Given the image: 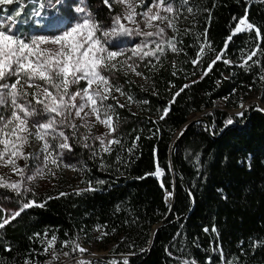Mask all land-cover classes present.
I'll return each instance as SVG.
<instances>
[{"label":"trees","instance_id":"1","mask_svg":"<svg viewBox=\"0 0 264 264\" xmlns=\"http://www.w3.org/2000/svg\"><path fill=\"white\" fill-rule=\"evenodd\" d=\"M22 2L24 8L15 19L22 21L17 28L24 35L36 29L33 11L46 0ZM88 2L97 16L109 12L102 6L104 0ZM173 3L182 18L184 13L192 14V24H181L177 31L175 43L180 51L144 64L146 83H127L138 111L130 114L116 106V118L125 122L116 138L121 143L101 160L88 161L87 187L30 198L8 192L21 205L30 200L46 203L25 209L0 229V264H44L52 249L61 264H77L74 259L80 252L73 251L75 245L90 246L95 241L107 250L112 248L113 256H130L129 264H207L209 258L211 264H264V116L255 112V105L245 108L242 118L229 112L241 108L253 93L264 95V56L253 57L261 65L248 61L240 67L257 42L255 32L233 35L246 16L260 29L264 49V0ZM4 7L14 15L17 5ZM42 11L49 19L46 29H54L52 16L57 9ZM1 16L6 13L0 12ZM222 50L233 63L217 62L205 76ZM198 55L201 61L194 64ZM177 92L180 95L172 103ZM165 108L168 114L161 119ZM200 116L210 131L201 122L181 135ZM230 118L234 126L227 129ZM176 142L178 172L171 166ZM157 168L163 173L161 179L154 175ZM182 178L194 199L188 218L191 204ZM89 181L95 190L83 191ZM6 218L0 211V223ZM161 223L163 227L152 238L153 228ZM53 236L54 247L45 253ZM84 261L90 264L91 259Z\"/></svg>","mask_w":264,"mask_h":264},{"label":"snow or ice","instance_id":"2","mask_svg":"<svg viewBox=\"0 0 264 264\" xmlns=\"http://www.w3.org/2000/svg\"><path fill=\"white\" fill-rule=\"evenodd\" d=\"M112 2L120 5L121 11L113 13L110 27L105 28L94 18L86 0H78L73 6L76 16L56 34H34L23 37L18 34L16 27L22 21L15 19L21 15L24 8L22 0H0V12L6 13V16L0 19V109H3L0 111V167H10L21 177L19 181L7 182L3 176H0V187L14 190L18 197H23L25 193L31 191V188L25 186V181L32 182L42 176L49 163L59 166L58 160L64 155V150H72L69 139L77 136L81 127L88 130V134L83 135L85 148L91 147L86 141L96 123L104 125L109 130L107 133L93 137L94 140L99 141L101 151L110 154L112 151L110 145L121 143L118 139H108L116 131V126L113 105L104 103L110 97L115 99L112 96L113 91L125 95L111 75L114 71H119L117 63H122L127 70L140 76L142 73L137 71L139 65L135 61L133 63L128 61L133 58L143 61L146 57H156L158 60L165 52L162 45H167L172 52L180 51L173 42L174 38L165 39L166 29L178 31L175 24L177 9L174 8L171 0H112ZM183 2L187 3V0ZM13 3L17 5L13 10L14 15L8 13V9L4 7ZM57 3H60V0H57ZM104 3L108 4V0H104ZM108 6L111 9L112 6ZM138 8L142 10L137 11ZM188 11L191 12L192 9L188 8ZM32 15L40 17L35 23H44L45 17L41 15L40 10H34ZM145 29L151 30L145 31ZM245 31H254V39L257 42L240 67L248 65V61L261 65V60H253V57L264 56V49L260 45L262 34L258 27L247 21L246 16L239 20L233 35ZM132 36H143L146 39L132 48L130 55L120 50L118 43H112L117 37ZM152 37L158 39H147ZM228 39L231 40V36ZM49 45L54 47H48ZM208 48L209 51H213L210 45ZM200 51L203 53V46ZM120 56H125V60L118 61L117 58ZM200 61L201 56L198 55L193 63ZM217 62L229 65L233 63L226 58L225 50H222L208 65V70L204 72L205 76ZM81 81L84 82L83 87L80 86ZM187 87L189 85L184 86ZM184 88H181L180 92H183ZM180 92L175 93L172 103ZM128 99L131 100V96ZM168 111L169 108L163 109L160 118L164 119ZM237 115L242 116L243 113ZM77 119L82 123L77 124L75 122ZM232 123L230 118L226 126ZM66 129H71V133L66 134ZM26 147L31 150L26 152ZM58 149L60 151H57ZM92 154L99 155L95 150ZM29 159H39L43 166L37 167L32 174H28ZM19 160L26 162L23 167L17 163ZM154 175H162L159 168ZM98 183L104 182L98 181ZM94 190L89 181V187L83 191ZM76 194L79 195L80 192ZM60 195L63 196L65 193ZM168 195L170 196L171 193ZM45 203L36 204L34 200L24 203L18 211L13 212L9 218L0 223V229L25 209L33 206L44 207ZM0 211H4L2 206ZM55 240L56 237L53 236L48 241V246L44 249L45 253L49 248L54 247ZM67 243L65 242V246ZM77 250L87 251L79 244L73 249V251ZM64 255L68 256L69 253ZM221 256H223L222 250ZM56 259L58 256L54 252L53 260ZM77 264H85V261H78ZM122 264L129 262L125 258ZM184 264L190 262L185 261ZM207 264H211V258ZM222 264L228 262L222 261Z\"/></svg>","mask_w":264,"mask_h":264},{"label":"rangeland","instance_id":"3","mask_svg":"<svg viewBox=\"0 0 264 264\" xmlns=\"http://www.w3.org/2000/svg\"><path fill=\"white\" fill-rule=\"evenodd\" d=\"M87 4L89 5V8L94 16L95 19H97L101 25H103L105 28L111 26V17L113 13H119L121 11V6L118 4H113L112 0H108V4L103 3L102 6H105L109 12H103L100 16H97L91 9V2H88L86 0ZM173 3V0H171ZM78 3V0H60V3H57V0H46V2H43V8H41V5H39L34 10H43L46 9H52L56 8V13L52 16L53 20V26L54 29L47 30L46 22L49 21L48 17L44 15L43 11L41 12V15L45 17L44 23L37 24L35 23L36 29H32L28 32V34H22L21 31L18 29V34L23 37H30L34 34H43V35H54L57 33L59 29H62L64 25L72 22V17L76 16V13L73 11V6ZM108 5H111V9ZM101 6V5H100ZM174 6V3H173ZM175 8V7H174ZM141 8H138L137 11H141ZM34 12V11H33ZM163 14V13H162ZM186 14V15H185ZM173 15V14H169ZM177 16V19L175 21L176 28H181V24H186V27L188 25L192 24V14L191 13H184L185 17L182 18L181 15L183 13L178 14L176 12L175 14ZM5 16H1L0 19H3ZM101 17V18H100ZM40 17L34 16V22L36 20H39ZM183 20V21H181ZM158 23V22H157ZM164 26V25H161ZM17 27V26H16ZM131 27V25H130ZM151 29H145V31H149ZM167 35L165 36V39L174 38L173 42L175 43V38L177 35V31H173L171 28L166 29ZM247 32V31H245ZM242 33V32H241ZM239 34V33H237ZM99 35V33H98ZM146 38L143 36H132V37H117L115 38L112 43H118L120 50L124 51L126 55L131 54V49L134 48L136 45H139L142 43ZM149 40L151 39H158L156 37L147 38ZM165 48L164 55L171 51L167 48V45H162ZM48 47H54L49 45ZM172 52V51H171ZM159 55V53L157 54ZM163 55V56H164ZM159 56V59L161 57ZM118 61H124L125 56H120L117 58ZM156 57H146L143 61L138 60L137 58H133V60L128 61V63H133L135 61L139 67H137V71L142 73V68L144 64L147 63H153L156 61ZM157 60V61H158ZM117 69L119 71H114L111 73V75L115 78V84L118 85L125 93V95H121L119 92L113 91L112 96L115 97V99H112L111 97L105 101V104H112L113 105V111H114V124L116 126V131L111 134V136L108 137V139H116L120 134L121 127L125 126V122L122 120L120 116L116 118V106L119 107V105H124V108L127 111L130 112V114H136L138 111V103L135 101V99L130 95L127 88L128 82H136L141 83L142 85L145 82L143 75H136L135 73L129 71L126 69L125 66L122 65V63H117ZM105 75H108V73H105ZM81 87L84 86V82L81 81ZM131 96V100L128 99V97ZM250 105H255L256 108L262 110L264 112V95L262 94H252L250 98L247 100L245 104H243V107L239 109H234L229 111L231 114L236 115L239 118H242V116L237 115L238 113H243V110L247 108ZM0 111H3V109H0ZM7 115V113H5ZM203 118L202 116H200ZM77 124L82 123L80 120L75 121ZM71 129H66V134L71 133ZM109 130L99 123H96L95 126L91 129V134L89 139L86 141L91 147L85 148L83 144L85 141L83 140V135L88 134V130L81 127L79 129V132L77 136L71 137L69 139V144L72 145V150L67 151L64 150V155L58 160L59 166L52 165L51 163L48 164V167L44 169V174L40 177H38L36 180L32 182L25 181V186L31 188V191L24 194L23 197L30 198L35 196H47V195H54L56 192L60 190H77L82 187H87L86 185V172L88 169V161L89 160H101L106 152L101 151V146L99 144V141H96L93 139L95 136H99L101 134L107 133ZM115 144L110 145L111 149L114 147ZM30 148H25V151H30ZM93 150L99 153V155L94 156ZM57 151H60L59 149ZM55 154V153H54ZM20 167H23L26 163L24 160L17 161ZM28 164V174H32L37 167H42V163L39 159H29L27 161ZM67 165V166H66ZM163 175V173H162ZM161 176H156L157 178L161 179ZM0 176L4 177V180L7 182H14L21 180V177L13 172L10 167H0ZM8 192L14 193V190L10 188L0 187V202L3 206L4 212L6 214V217L9 218L11 214L15 211H18L22 205L19 204L11 195L8 194ZM167 202H170V198L167 196ZM6 218V219H7ZM96 236H100L99 232L96 231ZM82 248L86 249L85 252H80L78 256L74 259L75 262L86 260L91 257H98V258H109V260L116 261L117 257L113 256L111 254V249L108 250L102 247V245L95 241L94 244L87 246L86 244L81 246ZM53 250V249H52ZM50 251V257L49 261H55L59 264H61V259L53 260V252ZM87 252H90V255L87 254ZM56 254V253H55ZM57 255V254H56ZM58 256V255H57ZM78 257H81V260L78 259ZM49 261L45 262L44 264H49ZM72 262V261H70ZM67 263V262H65ZM118 264V262H116Z\"/></svg>","mask_w":264,"mask_h":264},{"label":"water","instance_id":"4","mask_svg":"<svg viewBox=\"0 0 264 264\" xmlns=\"http://www.w3.org/2000/svg\"><path fill=\"white\" fill-rule=\"evenodd\" d=\"M255 112L261 113V114L264 116V112H263L262 110L258 109V108L255 109ZM201 122H206V120L203 119V118H199L198 120H193V121L188 125V127L186 128V130H185V132H184L183 135H185V134L188 132V130H189L193 125L198 124V123H201ZM206 124H207V129H208V131H210V125H209L207 122H206ZM233 126H234V125L227 126V129H228L229 127H233ZM177 146H178V142L175 143V145L173 146L172 151H171V166H172V168H173L176 172H178V171H177V164H176V152H177ZM182 185H183L184 191H185L186 194L189 196L190 204H191V205H190V209H189L188 213H187L186 216H185L186 218H188V217L191 215V213H192V211H193V209H194V199H193V197L191 196L190 191H189V189H188V186H187V184H186V182L184 181L183 178H182ZM165 221H166V220H165ZM165 221H164V222H165ZM163 225H164V224L161 223L160 225L155 226V227L153 228L152 238L155 237L156 233H157V232L163 227ZM152 245H153V241H152ZM95 262H101V263H103V264H112L111 262H108V261L105 260L104 258L93 257V259L91 260L90 264H95Z\"/></svg>","mask_w":264,"mask_h":264},{"label":"built area","instance_id":"5","mask_svg":"<svg viewBox=\"0 0 264 264\" xmlns=\"http://www.w3.org/2000/svg\"><path fill=\"white\" fill-rule=\"evenodd\" d=\"M125 258L129 261L130 256H126V255H124V256H119V257H117L116 260H117L118 262H121V263H122L123 259H125ZM78 259L81 260V257H78ZM64 264H71V262H67V263H64Z\"/></svg>","mask_w":264,"mask_h":264},{"label":"bare ground","instance_id":"6","mask_svg":"<svg viewBox=\"0 0 264 264\" xmlns=\"http://www.w3.org/2000/svg\"><path fill=\"white\" fill-rule=\"evenodd\" d=\"M168 197L170 198V196H168ZM166 201H167V198H166ZM89 259H91V260H92V259H93V257H91V258H89ZM104 259L108 261V259H109V258H106V257H105ZM108 262H109V261H108ZM95 263H101V262H95ZM71 264H72V262H71Z\"/></svg>","mask_w":264,"mask_h":264}]
</instances>
